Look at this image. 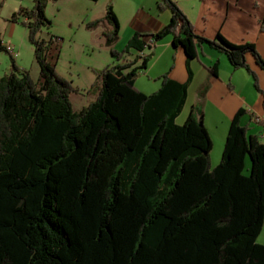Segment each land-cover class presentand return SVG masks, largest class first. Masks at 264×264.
Here are the masks:
<instances>
[{
    "label": "trees",
    "instance_id": "1",
    "mask_svg": "<svg viewBox=\"0 0 264 264\" xmlns=\"http://www.w3.org/2000/svg\"><path fill=\"white\" fill-rule=\"evenodd\" d=\"M59 1L33 0L12 18L30 32L40 80L0 38V54L14 66L0 78V264H264V142L243 124L248 111L233 118L213 168L202 107L182 121L189 83L164 75L160 89L145 94L136 85L150 58H129L173 37L192 79L209 46L247 70L260 91L247 62L253 55L264 69L256 45L198 36L176 2L160 0L169 25L149 42L136 32L118 51L121 22L109 3L88 28L108 22L114 62L95 72V99L77 112L71 98L79 90L49 60L59 37L42 36L54 23L46 9ZM211 71L217 76L219 64Z\"/></svg>",
    "mask_w": 264,
    "mask_h": 264
},
{
    "label": "crops",
    "instance_id": "2",
    "mask_svg": "<svg viewBox=\"0 0 264 264\" xmlns=\"http://www.w3.org/2000/svg\"><path fill=\"white\" fill-rule=\"evenodd\" d=\"M159 1L141 0V3L134 4L124 0L121 4L115 3L114 11L121 22V39L114 46L115 49L121 43L125 44L123 47L125 48L136 32L149 35L145 40L149 42L152 40L153 35L158 34L165 26L169 25L171 14L168 10H159ZM173 1L178 4L183 13L195 26L194 28L198 36L215 40L218 34H222L232 44H254L261 57L264 58V0ZM173 41V37H166L158 45L146 49L141 54L132 50L133 55L129 56L130 59L138 55L150 58L148 70L141 73L136 87L141 92L152 95L162 86V81L159 78L164 75H168L171 79L181 84L189 83V102L182 121L191 113L192 106L202 107L203 112L204 109L206 112L207 108L210 107L212 110L215 109L222 118H225L231 126V122L237 112L240 109H244L248 111V114L243 118V124L249 126L251 133L264 142V69L259 67L255 57L249 55L247 62L257 73L260 91L256 90L255 81L247 70H235L228 61L227 55L217 52L209 46H204L199 59L193 62L192 69L194 72L192 79H190L186 66L187 55L185 50L181 46L175 48ZM102 42L106 46L105 40ZM4 44L16 49L11 44ZM106 49L107 57L110 56L111 49L107 48V46ZM107 63L110 64V59ZM216 64H219V73L217 76H214L211 73V67L213 68ZM96 68L99 70L103 69L101 66ZM92 70L93 68L91 72ZM93 75L92 84L97 81V76ZM142 76H146L148 81L140 85ZM36 80H40V69ZM254 90L261 96L260 102H253L248 99V96ZM195 100L199 101L200 105H197ZM80 102L82 103V100ZM86 106L88 104H83L81 110ZM203 118L206 127L210 131L215 148L216 141L207 125L205 113ZM225 145L226 141H224L220 149L222 154ZM211 156L212 166L215 168L221 163L222 157L214 159L213 151ZM263 234L264 227L258 240V243L261 245H264V240H261Z\"/></svg>",
    "mask_w": 264,
    "mask_h": 264
},
{
    "label": "rangeland",
    "instance_id": "3",
    "mask_svg": "<svg viewBox=\"0 0 264 264\" xmlns=\"http://www.w3.org/2000/svg\"><path fill=\"white\" fill-rule=\"evenodd\" d=\"M0 1L3 2V5L0 6V38L4 43L16 47L17 52L13 56L19 68L30 72L32 77L37 79L39 65L35 59V48L29 40L30 32L20 23L12 22L13 15L16 12L18 13L21 7H34V2L33 0ZM122 1L124 2V0H100L96 3L89 0H60L58 3H51L46 9L48 18L54 23L53 28L50 31L44 30L42 36L55 35L60 39V53L56 70L61 77L72 82L73 86L79 90L78 94H74L71 98L77 112L81 110L83 104H89L95 99V96L90 95L88 90L93 85V74L96 75L95 72L99 70L96 67L101 66L104 69L114 62L111 54L106 57L107 49L102 42L105 40V29L109 28L108 22L95 30L89 29L88 25L104 17L109 3H112L115 7V3L121 4ZM127 1L134 4L141 3V0ZM124 45L121 43L116 50L124 51L127 46L123 48ZM109 59L110 64L107 63ZM13 67L11 55L7 53L0 54V78L9 75ZM92 68L93 74L91 72ZM146 81H148L147 77L142 76L140 85H143ZM248 99L253 102H260L261 96L254 90L250 93ZM80 100H82V103ZM196 102L194 103L200 105L199 101ZM204 113L207 118V125L216 141V146L213 148V157L219 159L222 157L220 149L224 141L227 140L230 123L210 107L207 108L206 112L204 109ZM195 115L199 119L200 116L197 112ZM262 238L263 241L264 234Z\"/></svg>",
    "mask_w": 264,
    "mask_h": 264
},
{
    "label": "built area",
    "instance_id": "4",
    "mask_svg": "<svg viewBox=\"0 0 264 264\" xmlns=\"http://www.w3.org/2000/svg\"><path fill=\"white\" fill-rule=\"evenodd\" d=\"M59 44H60V39H58L54 45H53V48L51 50V52L49 53V60L52 61L54 64H57V58H58V53L60 51V47H59ZM9 49V53L12 54V55H15L16 53V49L12 46H9L8 47Z\"/></svg>",
    "mask_w": 264,
    "mask_h": 264
}]
</instances>
